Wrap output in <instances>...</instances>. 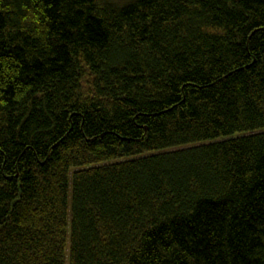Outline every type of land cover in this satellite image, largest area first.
I'll return each instance as SVG.
<instances>
[{"label": "trees", "instance_id": "obj_1", "mask_svg": "<svg viewBox=\"0 0 264 264\" xmlns=\"http://www.w3.org/2000/svg\"><path fill=\"white\" fill-rule=\"evenodd\" d=\"M0 264H264V0H0Z\"/></svg>", "mask_w": 264, "mask_h": 264}, {"label": "rangeland", "instance_id": "obj_2", "mask_svg": "<svg viewBox=\"0 0 264 264\" xmlns=\"http://www.w3.org/2000/svg\"><path fill=\"white\" fill-rule=\"evenodd\" d=\"M113 1H117L118 3L124 2L126 0H113Z\"/></svg>", "mask_w": 264, "mask_h": 264}]
</instances>
